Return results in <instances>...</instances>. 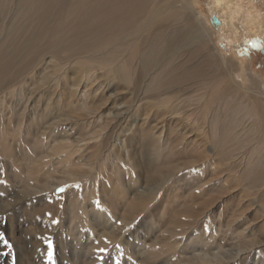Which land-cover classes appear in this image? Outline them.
<instances>
[{
    "label": "rangeland",
    "instance_id": "obj_1",
    "mask_svg": "<svg viewBox=\"0 0 264 264\" xmlns=\"http://www.w3.org/2000/svg\"><path fill=\"white\" fill-rule=\"evenodd\" d=\"M207 1L193 4L204 31L211 30L203 20ZM156 18L139 23L136 36L155 28ZM11 22L0 23V77L18 69L16 61L38 40L13 33ZM6 29L13 34L6 37ZM211 43L203 54L211 52L213 86L226 74L214 68L225 62L232 67L223 79L229 99L240 102L244 86L254 91L251 79L264 90V51L249 55L248 77L246 65ZM185 46L181 60L191 67L200 58L189 53L195 42ZM144 49L137 42L127 80L112 65L76 67L75 59L58 65L44 53L52 60L39 68H46V79L44 70H34L21 83L23 95L0 107L10 130L16 128L5 143L9 151L3 154L0 146V264H264V183L246 179L249 170L256 172L251 157L257 162L264 151H251L260 146L254 125L243 139L223 141V126L232 129L230 120L238 124L243 115L231 101L232 108H208L211 83L196 86L205 84L202 78L177 93L145 94L155 73L136 61ZM150 164L172 170L159 174ZM187 205L195 213L179 217L186 225L179 229L172 213ZM243 240L251 247L242 249L251 250L238 254ZM205 253L211 258L200 260Z\"/></svg>",
    "mask_w": 264,
    "mask_h": 264
},
{
    "label": "bare ground",
    "instance_id": "obj_2",
    "mask_svg": "<svg viewBox=\"0 0 264 264\" xmlns=\"http://www.w3.org/2000/svg\"><path fill=\"white\" fill-rule=\"evenodd\" d=\"M194 3V0H0V23L12 20L10 26L14 28L13 33L27 38L30 43L33 38L38 39L34 47L28 48L27 54L16 61V64L21 66L15 71L6 70L4 73L7 74L0 77V107L4 111L6 103H11L10 99L23 95L21 83H26V79L33 75L34 70H44L42 80H45L46 68L51 59H56L58 65L75 59L76 67L78 65L85 68H89L92 63L112 65L114 71L112 69L111 71L125 78V75L129 74L128 64L138 54L135 51L138 42L145 45V49L139 53L136 61H141L143 70L154 67L147 72L155 73L145 85V94L158 96L168 91L173 93L174 90L177 93L181 89L186 90L183 85H191L192 79L202 78L206 81L205 84L196 83V86L211 83L213 97L208 102V108L212 105L228 108L231 101L232 106H236L232 110L243 115L238 124H235L234 119L230 120L229 124L233 130L230 126H223L224 133L221 139L223 141L230 139V142L243 139L244 135H247V126L253 124L260 150L255 146L251 151L260 153L264 150V90H261L256 80L251 79L254 91L246 92L247 87L244 86L243 95L242 93L238 95L240 102H236L238 99L235 98L229 99L231 88L223 79L230 76L232 67L227 69L225 62H221L219 68H214L213 72L220 70L221 73L224 69L226 74L222 72L220 74L222 81L218 80L213 86L212 81L216 77L211 75L213 70L211 52L207 50L203 54V46L208 49L209 42H212V46L214 48L216 46L222 56H235L241 65H246L244 75L250 77V73L253 72L251 66L248 67L249 55L254 51H264V0H208L207 12L203 18L211 29L207 31L203 29L205 27L201 18L195 14ZM146 14L149 16L145 17ZM155 18L158 19L153 24L157 25L155 28L150 25L145 29L146 33L136 36L135 29L139 23L142 27ZM14 20H17L15 27ZM13 33H8V29L4 30L6 37ZM44 39L46 40L43 41ZM192 42H195V47L190 49L189 53L195 54L194 58L198 56L200 61L195 59L196 63L191 67H184L183 64L187 60H181L180 49H186L185 45L190 46ZM123 46H126L124 54L121 53L124 51ZM64 50L66 53H63ZM44 53L49 54L48 57L51 58L49 61H46ZM120 62H124L125 66L119 65ZM45 66V69H39ZM2 67L5 68L6 63ZM9 68L11 69L10 66ZM134 84H137L136 80ZM249 87L252 88L250 85ZM2 117L3 115H0V146H3L1 149L4 154L9 151L8 145L5 144L8 142V136H15L16 128L12 132L9 123L4 122ZM211 126L215 127L216 124ZM27 143H30L29 139ZM242 149L243 147L240 150ZM255 158L256 155L251 157L250 164L257 166L254 168L256 172L249 170L246 179L252 184L260 185L264 183V151L259 161H254ZM153 166L150 164L149 168H154ZM154 170L163 174L170 172L172 168L158 167ZM194 213L195 210H191L187 205L182 211H173L170 222L175 227L183 229L186 225L181 223L179 217L186 214L191 216ZM241 243L242 246L240 245L237 250L238 254L249 253L251 249L242 248H250L251 243L247 240ZM205 254L199 256L200 260L206 261L211 257L217 259L219 253L215 252L211 257L207 255L208 253Z\"/></svg>",
    "mask_w": 264,
    "mask_h": 264
},
{
    "label": "snow or ice",
    "instance_id": "obj_3",
    "mask_svg": "<svg viewBox=\"0 0 264 264\" xmlns=\"http://www.w3.org/2000/svg\"><path fill=\"white\" fill-rule=\"evenodd\" d=\"M61 191H63V189H61ZM56 221H53V223H55ZM4 238H3V234L2 233H0V240H3ZM4 243L9 247V248H11V245L10 244H8V242L6 241V240H4ZM49 246L51 247V245L49 244ZM100 251H106L105 249H101ZM48 258H49V260H51L52 259V253H51V251H49V253H48Z\"/></svg>",
    "mask_w": 264,
    "mask_h": 264
}]
</instances>
